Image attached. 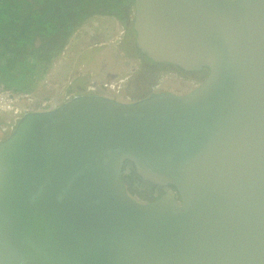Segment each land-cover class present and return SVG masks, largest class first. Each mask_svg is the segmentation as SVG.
<instances>
[{
  "label": "water",
  "instance_id": "95a60500",
  "mask_svg": "<svg viewBox=\"0 0 264 264\" xmlns=\"http://www.w3.org/2000/svg\"><path fill=\"white\" fill-rule=\"evenodd\" d=\"M132 1L141 55L204 79L24 113L0 264H264V0Z\"/></svg>",
  "mask_w": 264,
  "mask_h": 264
},
{
  "label": "trees",
  "instance_id": "16d2710c",
  "mask_svg": "<svg viewBox=\"0 0 264 264\" xmlns=\"http://www.w3.org/2000/svg\"><path fill=\"white\" fill-rule=\"evenodd\" d=\"M125 1L0 0V81L16 90L34 91L81 22L95 13L118 18ZM74 82L86 86L89 76L74 77Z\"/></svg>",
  "mask_w": 264,
  "mask_h": 264
},
{
  "label": "rangeland",
  "instance_id": "374dc122",
  "mask_svg": "<svg viewBox=\"0 0 264 264\" xmlns=\"http://www.w3.org/2000/svg\"><path fill=\"white\" fill-rule=\"evenodd\" d=\"M122 30L121 21L113 15H90L65 41L46 77L36 83L35 91L48 96L60 95L68 90L66 79L73 81L74 77L87 75L89 82L86 86L95 85L98 94L124 101L138 97H129L127 87L130 86L132 90L135 84L141 85L140 74H144L145 84L150 81L147 79L146 65L137 58L141 53L130 49L129 45L123 47L125 39ZM153 74L162 89L174 92L188 90L179 85L189 81L187 76L161 69ZM45 79L55 88L46 87ZM5 122L9 123L8 118Z\"/></svg>",
  "mask_w": 264,
  "mask_h": 264
},
{
  "label": "built area",
  "instance_id": "2783aa9c",
  "mask_svg": "<svg viewBox=\"0 0 264 264\" xmlns=\"http://www.w3.org/2000/svg\"><path fill=\"white\" fill-rule=\"evenodd\" d=\"M66 81V85H68V87H70L73 83L72 79H66ZM190 82L191 83L187 85L188 90L194 89L200 84V82L195 83L192 79ZM44 83L48 88H55L53 83H50L47 79H45ZM156 87L160 88L159 83L156 84ZM57 88H59V86ZM87 88L92 89V92H96V86L93 84H89ZM72 97L73 96L69 89L60 95L57 94L56 96H48L37 92V90L30 92L25 90H16L8 87L5 83L0 81V141L4 140L13 132L24 113L33 110H51L63 102L70 100ZM7 118L9 123L7 122L6 124L5 121ZM3 119L5 120L4 122Z\"/></svg>",
  "mask_w": 264,
  "mask_h": 264
},
{
  "label": "flooded vegetation",
  "instance_id": "af4514ba",
  "mask_svg": "<svg viewBox=\"0 0 264 264\" xmlns=\"http://www.w3.org/2000/svg\"><path fill=\"white\" fill-rule=\"evenodd\" d=\"M124 12L123 15H121L119 18V20L122 23V34L124 36L125 42L129 45L130 49H135L137 52V48L135 46V32L133 30V26L131 24H133V17H134V5H133V1L132 0H128L127 2L125 1V6L123 7ZM125 17V22H122V20ZM117 18V19H118ZM140 60H142V63H144L146 65V70H147V79L150 81L148 84H145V80L144 77L142 75L144 74H140L139 76L141 77V81L142 84L141 85H136L135 87H131L133 88L132 90L129 88L130 86L127 87V89L129 90L130 94L128 95L129 97H136V98H142L144 96H148L150 94H154V93H162V92H166V91H170V90H165L162 88H157L156 87V83L158 84L159 81L155 78V74L154 71L157 69H161V70H168V71H172V72H177L181 75L187 76L189 77V81L185 82L184 84H179L180 87H186V89H188V84L191 83V79L195 81V83H199L201 80L204 79L206 73L204 71H184V70H180L178 67L171 65V64H167V63H153L152 61H148L149 59L144 58L142 55H140L138 57ZM145 60V61H144ZM146 77V76H145ZM146 79V80H147ZM139 80V79H138ZM73 83L70 85V87H68V89L71 91L72 96L74 97L75 95L81 94V93H88L91 94L92 89H88V86H83L82 85H78L75 84L76 82H74V80L72 81ZM193 84V83H192ZM185 89V90H186ZM154 90V91H153ZM188 91V90H187ZM172 92V91H170ZM181 92V91H180ZM134 95V96H133ZM135 99V98H134ZM134 99H131L129 101H132ZM149 191V196L151 195V197H153L154 199H156L158 196H156L155 194V189H147ZM137 193L142 194L144 191L137 188ZM142 197V196H139Z\"/></svg>",
  "mask_w": 264,
  "mask_h": 264
},
{
  "label": "clouds",
  "instance_id": "9594fccd",
  "mask_svg": "<svg viewBox=\"0 0 264 264\" xmlns=\"http://www.w3.org/2000/svg\"><path fill=\"white\" fill-rule=\"evenodd\" d=\"M93 93H97V92H93ZM98 94V93H97ZM73 98V97H72ZM64 103V102H63ZM59 106V105H58Z\"/></svg>",
  "mask_w": 264,
  "mask_h": 264
},
{
  "label": "bare ground",
  "instance_id": "6f19581e",
  "mask_svg": "<svg viewBox=\"0 0 264 264\" xmlns=\"http://www.w3.org/2000/svg\"><path fill=\"white\" fill-rule=\"evenodd\" d=\"M154 91V90H153Z\"/></svg>",
  "mask_w": 264,
  "mask_h": 264
}]
</instances>
